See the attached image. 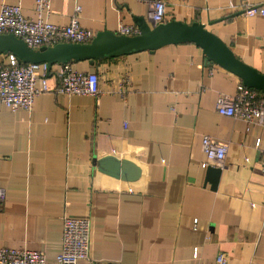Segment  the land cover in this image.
<instances>
[{"label":"crops","instance_id":"1","mask_svg":"<svg viewBox=\"0 0 264 264\" xmlns=\"http://www.w3.org/2000/svg\"><path fill=\"white\" fill-rule=\"evenodd\" d=\"M162 1L164 21L202 23L264 74V17L244 15L264 0ZM3 3L34 17L33 0ZM146 10L144 0H50L48 20L76 16L93 35L115 33L137 17L151 26ZM68 64L97 74L96 96L47 91L29 111L0 106V247L54 263L66 214L90 221L88 258L77 264H213L219 252L226 264H264V124L215 111L241 80L190 42ZM202 136L226 144L222 163L211 164L215 184L201 167ZM106 156L134 172L98 168Z\"/></svg>","mask_w":264,"mask_h":264},{"label":"built area","instance_id":"2","mask_svg":"<svg viewBox=\"0 0 264 264\" xmlns=\"http://www.w3.org/2000/svg\"><path fill=\"white\" fill-rule=\"evenodd\" d=\"M145 18L152 26L164 22L165 3L162 0H144ZM34 17H24L19 4L0 5V34H11L20 39L28 48L53 46L57 43H87L94 36L82 28L77 17H71L66 25H56L48 20L50 0H33ZM246 17H264V8L249 7ZM116 34L136 35L135 26L119 24ZM53 72L56 84L49 86L46 63H20L8 53L0 62V106L11 111H29L34 98L42 92L52 91L65 95H92L99 93V81L95 72L73 70L68 63L59 64ZM219 115L240 119L247 124H264V99L257 90L238 83L233 94L219 95L215 103ZM200 147L205 155L201 167L211 164L220 165L226 152V144L209 136H202ZM264 172V168H263ZM2 192L0 189V201ZM60 251L51 264H77L88 258L89 230L88 218L61 217ZM0 264H49L40 251L26 248L0 247ZM213 264H226L225 256L217 253Z\"/></svg>","mask_w":264,"mask_h":264},{"label":"water","instance_id":"3","mask_svg":"<svg viewBox=\"0 0 264 264\" xmlns=\"http://www.w3.org/2000/svg\"><path fill=\"white\" fill-rule=\"evenodd\" d=\"M139 29L136 35H121L112 31H100L87 43H57L53 46L28 48L20 39L11 34H0V54L10 53L20 63L65 64L81 60L90 63L101 59L118 57L141 51L153 52L169 44L190 42L201 49L205 60L215 63L235 74L241 83L264 94V74L237 59L232 51L200 22L185 23L168 20L156 25H148L137 17ZM98 168L114 175H131L134 168L115 157L106 156L96 161ZM220 169L206 166L207 177L215 184Z\"/></svg>","mask_w":264,"mask_h":264},{"label":"trees","instance_id":"4","mask_svg":"<svg viewBox=\"0 0 264 264\" xmlns=\"http://www.w3.org/2000/svg\"><path fill=\"white\" fill-rule=\"evenodd\" d=\"M8 54V53H7ZM6 55V54H5Z\"/></svg>","mask_w":264,"mask_h":264}]
</instances>
